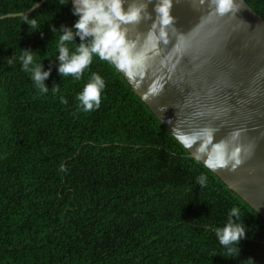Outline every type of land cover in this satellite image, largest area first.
Listing matches in <instances>:
<instances>
[{
    "label": "trees",
    "instance_id": "trees-1",
    "mask_svg": "<svg viewBox=\"0 0 264 264\" xmlns=\"http://www.w3.org/2000/svg\"><path fill=\"white\" fill-rule=\"evenodd\" d=\"M39 1L0 0V16L25 12L0 18V264H264V217L191 156L113 63L93 54L80 79L60 76L59 36L79 17L72 0L32 9ZM246 1L264 18V0ZM92 40L75 35L70 53ZM21 49L50 72L47 93L23 71ZM93 74L105 87L84 111L77 96ZM234 207L245 237L239 257L225 258L216 229Z\"/></svg>",
    "mask_w": 264,
    "mask_h": 264
},
{
    "label": "water",
    "instance_id": "water-1",
    "mask_svg": "<svg viewBox=\"0 0 264 264\" xmlns=\"http://www.w3.org/2000/svg\"><path fill=\"white\" fill-rule=\"evenodd\" d=\"M121 3L140 18L117 21L131 61L119 71L191 156L264 217V18L246 0L225 12L218 0H171L165 24L163 0ZM236 149L235 170L234 160L216 166L221 150Z\"/></svg>",
    "mask_w": 264,
    "mask_h": 264
},
{
    "label": "clouds",
    "instance_id": "clouds-1",
    "mask_svg": "<svg viewBox=\"0 0 264 264\" xmlns=\"http://www.w3.org/2000/svg\"><path fill=\"white\" fill-rule=\"evenodd\" d=\"M219 10L225 12L231 6V0H218ZM171 7V0H163L158 11L163 16L165 24L170 22L168 9ZM74 14L79 19L74 24L76 32L71 29H65L58 40V57L59 74L61 77L71 75L76 79H80L84 70L91 64L93 54L98 55L102 60H107L113 63L119 69H125L130 66V56L128 46L125 43L123 34L119 31L117 21L136 22L140 18V9L135 6H130L128 11L123 12L121 0H74ZM30 26V32L38 31L40 28L37 25L36 18L26 20ZM79 35L81 41L86 37H93L90 45L81 43L70 53L69 44L74 41V36ZM22 54L19 57L22 62V69L25 72L31 73V79L35 86L40 89L41 93H47L49 90L44 81L48 78L50 72L42 71V63H35L31 49H21ZM14 54L9 57L11 64ZM135 63H140V58L137 57ZM105 87V81L99 74H93L89 82L85 85L82 92L77 96L80 105L84 111H91L94 108H99L101 101V92ZM52 91L58 92L59 85L54 86ZM66 103L65 100H61ZM239 149L226 156L223 150L216 157V166L226 167L230 160L235 162L232 164V170L241 163L238 158ZM61 171H64V166L61 165ZM206 177H199L198 183L204 186ZM239 216V208L234 207L228 214V220L222 228L216 229V236L219 243L227 250L225 258L239 257L240 249L238 244L245 237V225L239 219H233ZM252 264L255 262L249 258Z\"/></svg>",
    "mask_w": 264,
    "mask_h": 264
}]
</instances>
